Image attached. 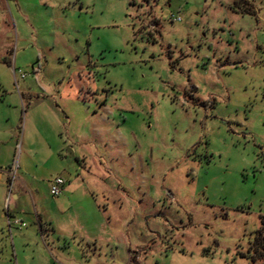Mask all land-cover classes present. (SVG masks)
<instances>
[{"label": "rangeland", "instance_id": "rangeland-1", "mask_svg": "<svg viewBox=\"0 0 264 264\" xmlns=\"http://www.w3.org/2000/svg\"><path fill=\"white\" fill-rule=\"evenodd\" d=\"M18 2L0 264H264V0Z\"/></svg>", "mask_w": 264, "mask_h": 264}, {"label": "crops", "instance_id": "crops-1", "mask_svg": "<svg viewBox=\"0 0 264 264\" xmlns=\"http://www.w3.org/2000/svg\"><path fill=\"white\" fill-rule=\"evenodd\" d=\"M13 1L16 5L15 11H17L19 14H21L24 18H27L25 13L21 10V7H19L20 6L19 2H18L19 0H13ZM9 37H11V35H9ZM8 145H11V141L8 143ZM15 146H16V144H15ZM22 170H25V168L22 167ZM11 175H14V172L12 170V166H9L7 169L4 168V171L0 170V195H1L2 206H5L7 208L8 216L14 217V216H16L17 213L18 214L22 213V211H19L16 204L18 203V201L20 199L24 198V195L29 193V188L27 187V185L25 183V179H17V182L19 184L18 190L17 191L12 190L11 193L9 191L7 192V188L9 186ZM8 194L10 195L9 197H11L12 201L14 202V210L11 211V213H10V201L8 199V196H7ZM14 220H17L16 217L14 218ZM2 264H11V263L6 262V263H2Z\"/></svg>", "mask_w": 264, "mask_h": 264}, {"label": "built area", "instance_id": "built-area-1", "mask_svg": "<svg viewBox=\"0 0 264 264\" xmlns=\"http://www.w3.org/2000/svg\"><path fill=\"white\" fill-rule=\"evenodd\" d=\"M20 72V71H18ZM65 186V181L61 178H56L53 181L49 183V190H50V195L53 198H57L61 195L63 188ZM20 221L14 220L13 224L18 225Z\"/></svg>", "mask_w": 264, "mask_h": 264}, {"label": "trees", "instance_id": "trees-1", "mask_svg": "<svg viewBox=\"0 0 264 264\" xmlns=\"http://www.w3.org/2000/svg\"><path fill=\"white\" fill-rule=\"evenodd\" d=\"M234 9L238 10L239 9V6L235 3H234ZM242 13V12H241ZM255 12H253V9L251 10H246L245 12L243 11V15H247V16H253ZM262 223L264 224V219L262 220Z\"/></svg>", "mask_w": 264, "mask_h": 264}]
</instances>
